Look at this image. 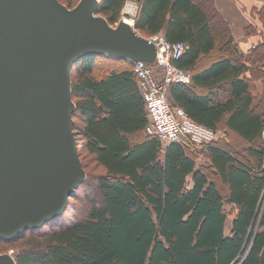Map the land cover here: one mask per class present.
I'll return each mask as SVG.
<instances>
[{"label": "trees", "instance_id": "obj_1", "mask_svg": "<svg viewBox=\"0 0 264 264\" xmlns=\"http://www.w3.org/2000/svg\"><path fill=\"white\" fill-rule=\"evenodd\" d=\"M125 1L100 0L96 13L114 25ZM136 1L139 33L188 45L175 63L190 82L167 85L171 105L227 138L163 143L146 130L133 63L80 57L71 91L86 178L59 222L0 240V253L12 250L16 264H264V41L240 51L215 0ZM250 16L245 35L264 31V5ZM231 134L247 142L246 158Z\"/></svg>", "mask_w": 264, "mask_h": 264}, {"label": "water", "instance_id": "obj_2", "mask_svg": "<svg viewBox=\"0 0 264 264\" xmlns=\"http://www.w3.org/2000/svg\"><path fill=\"white\" fill-rule=\"evenodd\" d=\"M96 0H0V240L63 214L86 178L74 131L71 69L87 54L153 63L156 46ZM0 264H16L9 251Z\"/></svg>", "mask_w": 264, "mask_h": 264}, {"label": "built area", "instance_id": "obj_3", "mask_svg": "<svg viewBox=\"0 0 264 264\" xmlns=\"http://www.w3.org/2000/svg\"><path fill=\"white\" fill-rule=\"evenodd\" d=\"M122 17L126 21L129 19V23L133 24V17ZM148 38L156 46L154 62L161 68L162 79L155 78L148 63L127 59L133 63L134 72L138 77V88L149 118L147 132L157 135L163 143L180 141L193 147H200L213 142L216 137H220L218 131L192 120L181 107L172 106L168 97L169 83L190 82V74L175 63L188 45L183 42H170L161 34H154ZM9 252L12 255L13 251Z\"/></svg>", "mask_w": 264, "mask_h": 264}, {"label": "crops", "instance_id": "obj_4", "mask_svg": "<svg viewBox=\"0 0 264 264\" xmlns=\"http://www.w3.org/2000/svg\"><path fill=\"white\" fill-rule=\"evenodd\" d=\"M215 3L221 15L228 20L234 41L240 51L246 52L255 43L264 41L263 30H259L255 35H245L244 33V27L251 20V8L264 5V0H215ZM134 15L135 13L131 14L132 17ZM260 90L258 86V92Z\"/></svg>", "mask_w": 264, "mask_h": 264}, {"label": "rangeland", "instance_id": "obj_5", "mask_svg": "<svg viewBox=\"0 0 264 264\" xmlns=\"http://www.w3.org/2000/svg\"><path fill=\"white\" fill-rule=\"evenodd\" d=\"M79 1V0H78ZM77 1V2H78ZM76 2V3H77ZM75 3V4H76ZM74 4V5H75ZM73 5V6H74ZM72 6V7H73ZM136 8H137V1L136 0H126L125 1V4H124V6H123V8H122V10H121V16H126L127 18L128 17H132L131 16V13H135V11H136ZM121 19V18H120ZM119 19V20H120ZM122 19H123V17H122ZM116 24V23H115ZM114 24V25H115ZM107 64H109V65H111V64H114V63H112L111 61H109ZM109 65H105V66H108V67H110ZM160 75L161 74H158V76H159V78H160ZM219 133V135H220V137H224L223 139H226L227 137H226V135H225V133L224 132H222V131H219L218 132ZM231 138H232V144H231V148H232V150L240 157V158H246L247 157V152H246V145H247V142H245V141H243L238 135H236V134H231ZM81 159V158H80ZM86 159V158H85ZM84 160V159H83ZM86 169L90 172V173H92L93 175L94 174H96V173H99L101 170H102V168L101 167H99V166H97V164L96 163H94V162H92V161H90V162H88L87 160H86ZM252 163V162H251ZM70 199V198H69ZM60 219H61V216L59 217V218H57L56 220H54V221H52L51 223H46L45 224V226L44 227H49L51 224H53V223H56V222H59L60 221ZM3 253V252H2Z\"/></svg>", "mask_w": 264, "mask_h": 264}, {"label": "bare ground", "instance_id": "obj_6", "mask_svg": "<svg viewBox=\"0 0 264 264\" xmlns=\"http://www.w3.org/2000/svg\"><path fill=\"white\" fill-rule=\"evenodd\" d=\"M127 21L130 22L129 19Z\"/></svg>", "mask_w": 264, "mask_h": 264}]
</instances>
